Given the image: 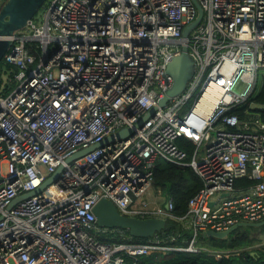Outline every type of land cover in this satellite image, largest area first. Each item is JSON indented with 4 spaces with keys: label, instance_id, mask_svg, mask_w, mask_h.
I'll use <instances>...</instances> for the list:
<instances>
[{
    "label": "built area",
    "instance_id": "2783aa9c",
    "mask_svg": "<svg viewBox=\"0 0 264 264\" xmlns=\"http://www.w3.org/2000/svg\"><path fill=\"white\" fill-rule=\"evenodd\" d=\"M197 2L198 22L195 0H51L42 23L15 34L5 61L18 66L17 82L0 94V264L241 254L202 246L199 236L264 220V122L235 112L264 76V0ZM185 47L193 74L162 105ZM124 129L132 131L120 139ZM162 159L202 180L181 216L155 186ZM241 178L254 183L237 187ZM102 197L127 216L179 221L191 236L115 241L94 211Z\"/></svg>",
    "mask_w": 264,
    "mask_h": 264
},
{
    "label": "trees",
    "instance_id": "16d2710c",
    "mask_svg": "<svg viewBox=\"0 0 264 264\" xmlns=\"http://www.w3.org/2000/svg\"><path fill=\"white\" fill-rule=\"evenodd\" d=\"M19 72L17 65L3 60L0 64V94H8L15 86L14 76ZM4 75H8L11 80L5 83ZM5 86L3 87V84ZM240 118H258L264 122V76L257 85L256 93L241 108L235 111ZM179 144L187 149L189 155L193 151L191 141L181 138ZM155 186L162 189L165 197L172 198L175 203V214L181 216L187 211L188 201L203 186L201 178L191 167H181L179 165L161 160L154 173ZM253 180L248 178L238 179L237 187L252 185ZM245 227V226H244ZM241 228V227H240ZM117 238L115 241L146 243L153 237H132L128 231L116 229ZM163 239L166 245L181 244L182 237L190 238L191 231L183 228L179 221L168 220V226L157 234ZM177 238L171 241V237ZM199 243L202 246L214 251L240 250L239 255H230L217 258L206 251L185 252V251H153L142 258L141 264H264V248H259L257 254L253 255L250 249H245L249 243L247 231L237 229L226 238L199 236Z\"/></svg>",
    "mask_w": 264,
    "mask_h": 264
},
{
    "label": "water",
    "instance_id": "95a60500",
    "mask_svg": "<svg viewBox=\"0 0 264 264\" xmlns=\"http://www.w3.org/2000/svg\"><path fill=\"white\" fill-rule=\"evenodd\" d=\"M47 1L48 0H8L7 3L2 7L0 13V64L4 60V57L8 50L11 48L15 34L17 32L22 31L29 24L35 21V16L40 11V9H42V7L46 4ZM195 2L200 11V15L197 20L198 22L202 18V9L197 0H195ZM187 34L188 29L185 31L186 36ZM170 66H175V69L178 74L177 76H175L176 83L174 88L168 96L161 100L162 105L166 103L172 96L181 92L186 85V81L189 77V74L186 79L185 71L188 66H192L186 47L184 48L183 54L175 58ZM131 131L132 129H124L118 132V137L121 139L124 136H127ZM91 149H93V147L78 152L77 154L69 158L68 161L82 156ZM57 176L58 173L54 174L51 179L46 181L40 188L22 197L26 198L39 192L40 190L45 188V186L55 180ZM224 195L227 196L228 193H225ZM94 211L98 218V223L100 226L118 229L122 231H128L132 237H154L168 226V221L163 218H141L136 216L124 215L119 211L116 204L107 197H102L100 199V201L96 204ZM261 225H264V220H261L260 222H241L229 228L228 230H207L203 232L202 235L205 237L209 236L216 238H226L233 232H235L239 227Z\"/></svg>",
    "mask_w": 264,
    "mask_h": 264
},
{
    "label": "rangeland",
    "instance_id": "374dc122",
    "mask_svg": "<svg viewBox=\"0 0 264 264\" xmlns=\"http://www.w3.org/2000/svg\"><path fill=\"white\" fill-rule=\"evenodd\" d=\"M50 3H51V0H48L46 2V4L42 7V9H40V11L35 16V19H34L35 22L42 23L44 21L46 10H47V7L49 6ZM27 30H29V27L25 28L23 31H27ZM169 71L174 76H177V74H178L176 69H175V66H170ZM188 74H189V77H188ZM192 74H193V67L188 66V68H186V71H185L186 79H187V77L190 78L192 76ZM3 78L5 79V83H8L11 81L9 79L8 75H4ZM261 79H262V76H260L259 82ZM5 83L3 84V87L5 86ZM239 229L247 231V239H249V241H250L249 243H251V245H248V246H252V247H255L257 249H259L260 246H264V225H261V226H245V227L242 226L241 228L239 227ZM220 239H223V238H220Z\"/></svg>",
    "mask_w": 264,
    "mask_h": 264
},
{
    "label": "clouds",
    "instance_id": "9594fccd",
    "mask_svg": "<svg viewBox=\"0 0 264 264\" xmlns=\"http://www.w3.org/2000/svg\"><path fill=\"white\" fill-rule=\"evenodd\" d=\"M6 3H7V2H6ZM4 60H5V57H4ZM16 74H17V73H16ZM16 74H15V76H16ZM15 76H14V81H15V85H16V82H17V81H16V79H15ZM14 87H15V86H14ZM14 87H13V88H14ZM13 88H12V89H13ZM12 89H11V90H12ZM11 90H10V91H11ZM164 196H165V195H164ZM165 198H167V197H165ZM165 220H166V219H165Z\"/></svg>",
    "mask_w": 264,
    "mask_h": 264
},
{
    "label": "crops",
    "instance_id": "0c3cea01",
    "mask_svg": "<svg viewBox=\"0 0 264 264\" xmlns=\"http://www.w3.org/2000/svg\"><path fill=\"white\" fill-rule=\"evenodd\" d=\"M164 194V193H163ZM162 203L164 202L163 198L161 199Z\"/></svg>",
    "mask_w": 264,
    "mask_h": 264
}]
</instances>
